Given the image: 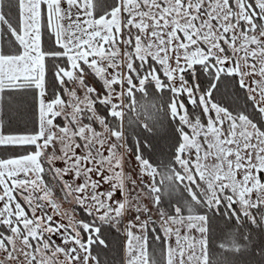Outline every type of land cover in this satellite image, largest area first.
<instances>
[{"label": "snow or ice", "instance_id": "1", "mask_svg": "<svg viewBox=\"0 0 264 264\" xmlns=\"http://www.w3.org/2000/svg\"><path fill=\"white\" fill-rule=\"evenodd\" d=\"M0 264H264V0H0Z\"/></svg>", "mask_w": 264, "mask_h": 264}]
</instances>
